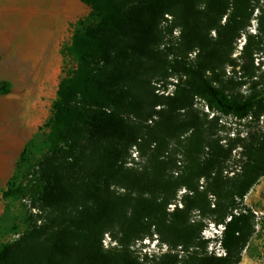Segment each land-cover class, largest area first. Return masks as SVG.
I'll use <instances>...</instances> for the list:
<instances>
[{"label":"trees","instance_id":"trees-1","mask_svg":"<svg viewBox=\"0 0 264 264\" xmlns=\"http://www.w3.org/2000/svg\"><path fill=\"white\" fill-rule=\"evenodd\" d=\"M80 1L90 8V22L79 20L71 42L62 50L76 67L59 81L52 114L45 123L49 154L38 164L45 167L39 173L24 171L27 144L2 192L4 198L31 197L40 214L47 211L51 216L39 224L28 222L17 238L0 244V264H140L131 259L128 246L148 236L152 228L161 237H172V247L187 252L197 247L199 236L178 214L185 212L186 199L183 208L175 206V218L168 221L163 216L176 196V189L168 188L163 175L125 172L128 149L141 140L142 125L133 119L143 114L146 122L157 115L158 120H152L155 126L171 134L177 126L173 114L190 107L194 97L240 118L260 107L264 117V86L236 100L209 79L210 74L233 64V41L262 0ZM166 15L181 26L185 56L172 66L178 74L174 92L146 109L143 91L159 62L157 47ZM223 17L225 22L220 25ZM257 21L264 35V5ZM211 30L216 33L214 39L209 37ZM191 52L194 58L188 59ZM9 92V85L1 82L0 94ZM160 104L164 107L156 110ZM160 139L159 146L165 136ZM197 143V138L191 140L187 156L198 176L209 181L206 196L215 199L213 220L223 227L219 245L224 254L203 253L196 264H237L250 229L242 199L263 175L264 138L231 177L223 175L231 150L207 139L202 145L205 157L197 161L192 156ZM116 185L126 192L115 194L112 186ZM106 232L120 248H103Z\"/></svg>","mask_w":264,"mask_h":264},{"label":"rangeland","instance_id":"rangeland-1","mask_svg":"<svg viewBox=\"0 0 264 264\" xmlns=\"http://www.w3.org/2000/svg\"><path fill=\"white\" fill-rule=\"evenodd\" d=\"M262 5L264 0L243 22L241 35L233 41L234 49L230 55L233 64H227L224 71L218 70L209 75L212 83L231 99L242 100L264 86V35L257 21ZM9 8L10 13L1 16L0 23L15 25L16 33L21 32L24 36V43L29 42L31 30L37 25L42 26V31L46 30L47 52L49 56H55L56 72L51 79L30 77L35 73L24 78L15 74L10 81L0 79V83L6 82L10 87L9 93L0 94V244L17 238L28 222L37 220L39 224L51 216L47 211L40 214L31 197L21 198L16 195L4 198L2 192L27 144L29 147L24 171L39 173V169L45 167L38 165L49 154V128L45 123L52 114L59 81L76 67L72 57L63 55L62 50L71 42L78 21L90 22L87 19L90 8L80 0H48L46 13L38 17L28 15L25 9H15L12 5ZM199 8H203V3H200ZM224 22L223 17L220 25ZM215 35V31L211 30L209 37L214 39ZM157 53L159 62L156 71L150 85L143 91L146 109H150L158 99L163 101L162 96L174 92L178 74L172 66L176 59L185 56L181 46V26L172 16L166 15L161 24ZM194 55V52L189 53L188 59H193ZM162 107L160 104L155 109ZM260 113V107H256L251 114L240 118L222 113L208 106L203 99L194 97L190 107L173 114L172 123L177 126L171 134L155 126L152 120L157 121V115L146 122L142 119L143 114L133 119L139 127L142 125L141 140L138 145L128 149L123 165L125 172L134 175L161 173L163 182L170 185L168 188L176 189L175 199L166 205L163 216L168 221L175 218L172 215L175 206L183 208V199H186L185 212L178 214L191 225L200 242L187 252L180 246L172 247V237H161L152 228L148 236L130 241L128 250L131 259L140 264H196L199 255L203 253L224 254L219 245L223 227L213 220L215 199L212 195L206 196L209 181L199 177L197 169H192L187 150L194 138L198 139V143L192 156L197 157V161L205 157L206 149L202 145L207 139L231 150L223 172V175L231 177L245 164L248 155L258 148L264 138V117ZM161 135L165 136V141L159 146ZM226 181L227 185L231 182L230 179ZM112 189L117 195L126 192L119 185L112 186ZM132 194L137 195L136 192ZM241 205L248 214L250 229L237 264H264V172L243 197ZM102 245L104 249L120 248L108 232L102 236ZM151 256H154L152 263Z\"/></svg>","mask_w":264,"mask_h":264},{"label":"crops","instance_id":"crops-1","mask_svg":"<svg viewBox=\"0 0 264 264\" xmlns=\"http://www.w3.org/2000/svg\"><path fill=\"white\" fill-rule=\"evenodd\" d=\"M1 16L9 14V5L25 9L30 16H41L47 11L48 0H0ZM12 13V12H11ZM36 26L31 30L29 42L24 43L22 33H16L15 25L0 23V79L10 81L14 75L24 78L51 79L56 72L55 56L47 52L46 30ZM43 32V33H42ZM27 77V76H26ZM12 87V86H11Z\"/></svg>","mask_w":264,"mask_h":264}]
</instances>
